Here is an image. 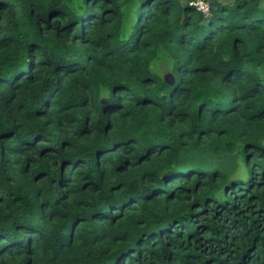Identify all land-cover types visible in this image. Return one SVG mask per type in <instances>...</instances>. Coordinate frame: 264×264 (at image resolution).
<instances>
[{
	"label": "trees",
	"instance_id": "1",
	"mask_svg": "<svg viewBox=\"0 0 264 264\" xmlns=\"http://www.w3.org/2000/svg\"><path fill=\"white\" fill-rule=\"evenodd\" d=\"M194 1L0 0V264H264V0Z\"/></svg>",
	"mask_w": 264,
	"mask_h": 264
},
{
	"label": "built area",
	"instance_id": "2",
	"mask_svg": "<svg viewBox=\"0 0 264 264\" xmlns=\"http://www.w3.org/2000/svg\"><path fill=\"white\" fill-rule=\"evenodd\" d=\"M192 5L196 8L197 11L205 16H207L210 12V5L204 0H196L192 3Z\"/></svg>",
	"mask_w": 264,
	"mask_h": 264
},
{
	"label": "rangeland",
	"instance_id": "3",
	"mask_svg": "<svg viewBox=\"0 0 264 264\" xmlns=\"http://www.w3.org/2000/svg\"><path fill=\"white\" fill-rule=\"evenodd\" d=\"M160 69H162V68L160 67ZM162 76H163V79L166 80V81H168V82L173 79L172 76H171V74L168 73L166 70H163Z\"/></svg>",
	"mask_w": 264,
	"mask_h": 264
},
{
	"label": "water",
	"instance_id": "4",
	"mask_svg": "<svg viewBox=\"0 0 264 264\" xmlns=\"http://www.w3.org/2000/svg\"><path fill=\"white\" fill-rule=\"evenodd\" d=\"M209 3L212 1V0H207Z\"/></svg>",
	"mask_w": 264,
	"mask_h": 264
}]
</instances>
